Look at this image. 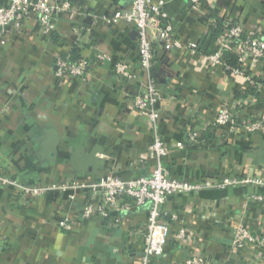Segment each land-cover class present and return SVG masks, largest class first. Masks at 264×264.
Instances as JSON below:
<instances>
[{
    "label": "crops",
    "instance_id": "1",
    "mask_svg": "<svg viewBox=\"0 0 264 264\" xmlns=\"http://www.w3.org/2000/svg\"><path fill=\"white\" fill-rule=\"evenodd\" d=\"M11 0H0V7ZM78 13L61 12L47 32L37 16L22 31H10L0 43V175L31 186L91 184L110 172L130 180L150 175L147 157L153 142L147 121L134 109L133 97L145 80L140 68L135 27L107 23L133 0H69ZM157 4L161 0H151ZM176 34L199 45L219 19H231L247 31H264V0H204L193 9L186 0H163ZM79 47L82 56L101 51L112 57L94 61L85 79H58L56 62ZM205 54L183 50L157 53L154 76L162 92L160 129L171 149L164 164L170 176L186 181L261 175L264 131L231 133L210 127L219 110L236 106L239 121L264 115V82L247 85L223 66H210ZM125 59L139 77H117L115 63ZM264 81V63L254 68ZM189 130L200 142L178 148ZM264 188L250 184L205 189L167 197L170 239L156 264H186L192 256L213 264H264V251L232 247L234 224L241 222L264 236ZM86 202H99L88 187L51 189L35 198L19 187L0 185V264H140L149 207L108 218H82ZM74 221L73 231L61 228ZM187 228L193 238L180 241Z\"/></svg>",
    "mask_w": 264,
    "mask_h": 264
},
{
    "label": "built area",
    "instance_id": "2",
    "mask_svg": "<svg viewBox=\"0 0 264 264\" xmlns=\"http://www.w3.org/2000/svg\"><path fill=\"white\" fill-rule=\"evenodd\" d=\"M193 9H201L204 0H186ZM164 1L155 4L151 0H133L132 4L115 12L112 17H103L107 23L123 21L135 27L137 32V47L140 57V68L145 74L138 93L133 97L136 113L147 121L152 134L153 142L147 157L156 163L150 175L140 176L130 180L110 172L100 180L91 184H67L53 187L31 186L20 184L0 175V185L19 187L26 195L39 197L51 189L70 190L79 187H88L98 196L99 202H86L82 207V218L90 220L96 217L108 218L113 212L128 213L136 208L148 206L149 216L144 233L145 247L140 264H156L159 258L166 253L170 239V224L179 219L178 215L170 214L165 209L167 197L174 194H189L205 189H224L229 186L250 184L264 188V166L261 175L247 177H223L221 179H201L186 181L169 175L164 161L170 153V145L160 129L161 115L159 102L162 92L154 76V67L159 49L166 51L183 50L196 54L198 45L185 42L176 34L175 26L169 14L163 8ZM61 12H67L71 19L78 13L69 0H11L8 6L0 7V43H6L10 31H22L26 23L37 16L47 32L55 30V19ZM232 53L237 57V65H231L226 56ZM112 57L105 52H97L94 58L80 55L75 58L72 53L61 57L56 62L55 74L58 79L76 77L85 79L91 72L94 61L102 65L111 61ZM203 60L210 66H223L231 75L243 79L254 88H260L261 83L256 75L248 69V63L259 67L264 63V31L255 27L247 31L243 25L234 23L231 19L225 20V30L218 38L215 51L205 54ZM115 72L117 77L125 80H136L139 75L133 64L125 59L116 61ZM236 106L222 107L215 119L209 123L210 127H221L231 133L245 131L258 133L264 131V115L250 121H239L235 111ZM200 142L197 130H189L184 141L176 142L178 148L186 144L196 145ZM264 201V194L255 197ZM61 228L67 232L74 230L76 222L64 221ZM232 247L235 252L254 245L264 251V236L254 233L241 222L234 224ZM194 233L183 228L178 231L176 238L180 241L193 238ZM186 264H213L208 259L192 256Z\"/></svg>",
    "mask_w": 264,
    "mask_h": 264
},
{
    "label": "trees",
    "instance_id": "3",
    "mask_svg": "<svg viewBox=\"0 0 264 264\" xmlns=\"http://www.w3.org/2000/svg\"><path fill=\"white\" fill-rule=\"evenodd\" d=\"M224 30H225V20L219 19L216 24L210 27L208 33L199 43L198 51L206 55L213 53L215 51L216 42L218 38L222 35ZM79 51H80L79 47L74 48L72 54L74 55L75 58L80 56ZM226 58H227V61L231 65H237V57L234 54L229 53L226 56ZM155 67H154V70H155Z\"/></svg>",
    "mask_w": 264,
    "mask_h": 264
}]
</instances>
